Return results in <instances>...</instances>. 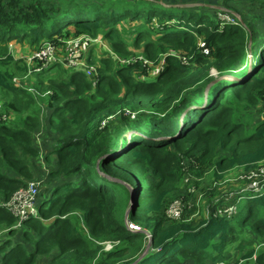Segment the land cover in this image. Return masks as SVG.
I'll use <instances>...</instances> for the list:
<instances>
[{"label":"trees","instance_id":"16d2710c","mask_svg":"<svg viewBox=\"0 0 264 264\" xmlns=\"http://www.w3.org/2000/svg\"><path fill=\"white\" fill-rule=\"evenodd\" d=\"M218 13L169 16L157 0H0V91L6 109L24 118L0 122V232L19 231L21 239L3 238L0 264H38L40 257H52L49 264H215L246 250L250 233L264 241V191L245 194L232 219H191L195 209L183 220L166 217L184 180V158L197 164L190 170L197 178L213 169L215 183L264 163V121L252 113L245 122L232 108L239 102L248 112L264 102V37L256 41V30L240 22L223 25ZM99 36L132 63L115 66L109 55L98 54L96 84L57 64L44 70L56 77L32 74L39 94L14 81L34 65L15 57L12 42L36 52L48 42L64 49L70 39ZM140 56L143 61L134 59ZM214 68L221 78L238 80L209 79ZM45 105L58 138L57 168L39 215L16 229L2 205L34 178L40 153L33 143ZM126 111L137 119L123 114L124 128L105 135L101 124ZM129 186L138 202L127 216ZM216 189L202 190L212 212L224 203L223 196H212ZM105 242L119 245L107 252ZM243 259L264 264V248L247 249Z\"/></svg>","mask_w":264,"mask_h":264},{"label":"rangeland","instance_id":"374dc122","mask_svg":"<svg viewBox=\"0 0 264 264\" xmlns=\"http://www.w3.org/2000/svg\"><path fill=\"white\" fill-rule=\"evenodd\" d=\"M80 1H83V0H80ZM257 0H255L256 2ZM195 2H197L195 0ZM255 2H251V4L247 5L248 7V11L249 13H257L259 12L260 8L261 7H264V0H260L259 2L255 3ZM187 3V2H185ZM258 7V8H257ZM161 13H164V14H167L169 16H177V17H180L182 16V14L177 10V9H169V8H166V7H161ZM223 13H226V14H229L228 11H225V10H222V9H219V13H218V17H219V14H223ZM256 15V14H255ZM224 16H228L231 18L232 21H235L237 20L236 19V16L233 14H229V15H225ZM219 20L223 23V25H227L225 22H229V19H220ZM238 24V22H237ZM140 27V25H137ZM127 27V26H126ZM128 27H130L128 25ZM127 27V28H128ZM258 29V28H257ZM260 31H262L261 29H259ZM263 32V31H262ZM101 36H99L97 39H99ZM254 37H257V40L258 41L260 39V37L258 36H254ZM133 36H130V40H133ZM95 39V40H97ZM241 41H243V38L241 36V38H239ZM202 38L199 39V41L201 42ZM16 43L18 44V42H12L11 43V50L15 53V54H18V50H25V51H29V47L27 44H19V47L16 46ZM50 44H53V45H56L57 46V49H58V57L62 60L65 58L66 56V52L64 49H61V47L57 44V43H51V42H48ZM46 43V44H48ZM93 43H96V42H93ZM93 43H89L88 47L86 48V50H84L83 52L87 51L86 53H88V56H86V54L83 56V60L86 61L87 63H90L92 61H95L96 64H94L93 66H96V68L99 66V60L98 59L100 57V55L98 54H105V55H109L110 58L112 60H114L116 63H114L115 66L119 65L120 63L122 64V61H125L124 58H119L115 52L112 51V49L110 48V46L105 43L104 41H101V48L99 47H92L91 45ZM248 43V42H247ZM257 43V42H256ZM46 44H42V46L39 48V50L37 51H40L42 48L45 47ZM252 44V43H251ZM205 45H202V48H204ZM65 47V46H64ZM23 52V51H22ZM90 53V55H89ZM206 53H208V51H206ZM91 56V57H89ZM98 56V57H97ZM249 57L251 58V55H249ZM89 58V59H88ZM92 58V59H91ZM136 60H140V61H143V58L142 56H140L139 58H134ZM26 60V59H25ZM181 60L183 61V63L186 62V58L181 56ZM128 61V60H126ZM133 59L132 60H129V63L131 62L132 63ZM135 62V60H134ZM31 65H34V67H32V72L35 71V73H30L28 74V76H26L25 74L24 75H19L16 77V79L18 80V84L19 86L27 89V90H30L31 92L33 93H36V94H39L37 90H35V88L33 87L36 81L35 77L32 75V74H38V75H42L41 73L44 71V70H41V71H37L39 69L38 67V64L35 63L33 64V61L30 62ZM59 64H62V63H59ZM117 64V65H116ZM64 65V64H62ZM164 65V63H162V66ZM65 66V65H64ZM244 66V71H246L248 68L244 65V64H241V63H238L237 64V67L240 69ZM34 68V69H33ZM68 68V67H67ZM150 68V73L152 72H158V69L157 68H153L152 66L149 67L148 66V69ZM69 69V68H68ZM160 69V68H159ZM71 70V69H69ZM72 72L74 70H71ZM241 71V70H240ZM238 71V72H240ZM242 73V72H240ZM43 74H46V76L48 77H51V76H54L56 77L57 75H55V72H51L50 70L44 71ZM97 74H98V69H97ZM97 77V76H96ZM262 78H264V74L261 75ZM209 79L212 78V79H229L231 81H234L238 78H235V77H228V76H224L221 78V75H220V72L218 70H216V68H214L213 70H211L210 72V76L208 77ZM192 81V80H190ZM196 89V87L194 89H192L191 91H194ZM1 93V92H0ZM4 96L5 94L2 93ZM2 98L3 96L0 95ZM46 97V95H44L43 99ZM5 98H7L5 96ZM239 102H235L234 105H232V108L235 109V111L237 112V115L240 116V119L245 121V122H250V119L249 118H252V113L253 114H256L258 115L257 118L259 121L263 120V116L260 114V107L257 106V108L249 110L248 112L247 111H242V108H240L239 106ZM49 112H50V109L48 108V106H42L40 108V114L39 116L41 117V124L39 126V129L37 130L36 134L35 135H40L41 136V142H45V143H48L49 141L52 143V140L54 138V136L56 135L55 132L51 129L50 127V122H49ZM123 114H125L126 116H130L132 119H134L136 117L137 119V115L138 113L133 114L130 112V111H126V112H119L118 114H114L111 116V118L109 119H106L107 121H104L106 123V128H104V133L105 135H109V134H112V133H115L116 130L120 129V128H124V123H123ZM135 115V116H134ZM149 115H147L146 113H144V116L145 117L144 119H147ZM255 116V115H254ZM135 119V120H136ZM22 116H19L18 115V123H21L22 122ZM253 125L251 127H249V130L253 129ZM45 156V153L43 155V158ZM183 160H185L187 162V164L185 166H188L189 168V173H188V176L191 177V183L190 185L191 186H187L185 184V182L183 181L180 185H179V188L177 189V191L175 192L174 196H173V199L170 201V204L176 200V199H182V200H186V201H189L191 203L193 202H197L199 196L201 194H203L202 190L204 188H207V187H210V188H214L216 187L217 189V192L215 193H212V196L213 197H221L223 196L224 198L229 196L230 194H235L237 193L240 189L242 190L244 188V183H240L238 178L244 173V171H241L240 170H235V171H232L230 173H228L225 177L224 180H222L221 182L219 183H215L214 180H215V177H214V170L212 169L211 171L207 172L205 174V176L203 178H197L195 176V174H193L190 170L193 168V166H196L194 165L192 162H188L189 161V158H184ZM41 162V160H39ZM264 163H262L261 165H263ZM185 166H183V172L185 174V171H184V168ZM46 168H48L49 170H51L52 168H54L53 166H47L45 165ZM258 170L255 171V173H257ZM39 175L35 176V179H43L45 182H46V185L44 188H42L43 190H41L42 192L41 193H44L46 191H48V186H47V180H45L44 178H36L38 177ZM46 177V176H45ZM34 179V178H33ZM32 179V180H33ZM30 180V181H32ZM28 181L27 184L30 182ZM150 182V181H149ZM152 182H156V180L153 178L152 179ZM151 183V182H150ZM24 188V187H23ZM189 189H195V193L193 194H190L189 193ZM43 195V194H42ZM41 195V197H42ZM230 197H234L235 199L236 198V195H230ZM209 200H210V196L207 195V198L204 196V198L202 200H200L198 202V206H199V211H203L205 210L208 205H209ZM39 205H40V198H39ZM197 221H200V220H197ZM196 223V222H195ZM80 225H81V228H82V231L85 232L86 234H88V231H87V226L85 225L84 221H80ZM8 234V233H7ZM18 234H19V231L15 232L14 234H11V235H7L5 236L4 235V241H6L8 238H10L14 243H15V239L18 237ZM251 235V239L250 241H248L246 243V250H235L234 252H232L228 257H227V261L226 263L227 264H237V263H240V264H245L247 261H244L243 259V256L244 254H246L247 252V249H250V248H264V241L260 240L259 237L255 234H252L250 233ZM106 243V242H105ZM104 244V243H103ZM52 260V257L51 258H45V257H40L39 260H38V264H49ZM219 263V262H218ZM187 264H196L195 261H188ZM208 264H212V263H208ZM216 264V263H215Z\"/></svg>","mask_w":264,"mask_h":264},{"label":"built area","instance_id":"2783aa9c","mask_svg":"<svg viewBox=\"0 0 264 264\" xmlns=\"http://www.w3.org/2000/svg\"><path fill=\"white\" fill-rule=\"evenodd\" d=\"M224 14L229 15L226 13L219 14V18L229 19V22H225L227 25L237 24V20L232 21L230 17L224 16ZM98 41L99 39L94 40L91 39L90 37L74 38L65 41L64 50L66 52V56L62 60L58 57L57 46L49 43L46 44L45 47L42 48L40 51H36L31 61H37V64L40 65L37 71L45 70L47 68H50L51 66L62 63L71 70L85 73L86 77L93 79V82L96 84L98 81L96 77L97 68L83 60V56H84L83 51L86 50L89 43L98 42ZM122 64L127 65L129 64V61L126 60L122 61ZM14 81L18 83L17 79H15ZM259 107H260V114L263 116V120L261 121H264V102ZM13 115H15L13 111L6 109V107L3 104H0V122L2 123L15 122ZM105 126L106 123L103 122L101 124L100 129L105 128ZM36 138L38 141L40 140L41 136L37 134ZM188 162H192L194 165H196L195 167H197V164L195 163L194 160L189 159ZM186 164L187 162L183 160V166H185ZM256 170H258L257 173H255ZM184 171L185 174L183 181L187 186H191L190 185L191 177L188 176L189 173L188 166H185ZM238 180L240 183H244L245 185L242 190L240 189L237 193L230 194V195H236L237 199H235L234 197H230V195L225 197L224 203L221 206H219L215 210V212H212L208 207L203 211H199L198 202L202 200L205 196L204 194H201L197 202H193V203L182 199L174 200L166 209V217L172 221L183 220L186 214L192 212V210L195 209L196 213L192 216L191 219H198L200 218L201 214H203L205 218L211 215L226 219L234 218L238 214L240 203H242L243 196L245 194L264 191V164L259 165L257 168L253 170L244 171V173L238 178ZM44 183L45 182L43 180H38V179H34L30 181L24 188L16 192L9 201H7L2 205V207L8 210V212L11 213L17 220V224L15 226L16 229H21L28 219H30L33 216L37 217L39 215V197L41 194V190L44 187ZM189 193L190 194L195 193V189H189ZM130 228L135 231L139 229L138 227H135L133 225H131ZM7 233L8 230L0 232V243L4 238V235H6ZM103 245H104V250L109 252L114 250L119 245V243L106 242ZM0 260H1V255H0ZM216 264H227V263L219 262Z\"/></svg>","mask_w":264,"mask_h":264},{"label":"crops","instance_id":"0c3cea01","mask_svg":"<svg viewBox=\"0 0 264 264\" xmlns=\"http://www.w3.org/2000/svg\"><path fill=\"white\" fill-rule=\"evenodd\" d=\"M157 1L158 3H160L161 7L163 6L169 9H177L181 14L196 13V14H210L211 15L216 12H219V9L228 11L229 14L231 15L234 14L236 16L237 22H240V24H242L245 28H251V29L253 28L254 30H256V32L258 33V37H260V39L261 37H264V7H261L259 12L254 13V15L253 13L247 12L248 11L247 5L251 4V2L252 3L255 2V0H196L197 2H195V0H157ZM259 1L260 0H257L255 3ZM259 29H261L263 32L260 31ZM101 41H104L102 36L99 38L98 42L93 43L91 46L96 47V48L97 47L101 48L102 47ZM16 46L19 47V44L16 43ZM86 52L87 51H85L84 53L86 54V56H88V53ZM13 54L15 55L17 59H26V62L30 64V62H32L31 59L33 55L35 54V52L33 50L25 51V50L19 49L18 54H15L14 52ZM2 93L3 92L0 93V95L3 96V98L0 96V104H3L5 106L6 98ZM50 115H52V112H49V118H50ZM13 117L15 121H18V115L15 114L13 115ZM22 119H23L22 120L23 122L24 118L22 117ZM57 139H58L57 135H55L52 140V143L50 141L48 143H45L44 141L41 142V138L40 140L34 141L33 143L34 147L40 153L39 159L35 165L34 179H35V176L39 175L36 178H44L45 180H47V186H48L47 188L48 191L41 193V195L42 194L43 195L42 197L40 195V201L41 199L44 200V198L49 195V190L51 189V186L49 185V181H50L49 174L52 169L57 168L56 154H53V150H54L53 146L55 142L57 141ZM44 153H45V156L43 158ZM39 160H41V162ZM45 165L53 166L54 168L49 170L48 168L45 167ZM241 171H243V169H241L240 172ZM45 185H46V182H45ZM17 238L20 239V237H17Z\"/></svg>","mask_w":264,"mask_h":264},{"label":"water","instance_id":"95a60500","mask_svg":"<svg viewBox=\"0 0 264 264\" xmlns=\"http://www.w3.org/2000/svg\"><path fill=\"white\" fill-rule=\"evenodd\" d=\"M251 58H252V56H251ZM248 79H249V75L245 78V80H248ZM236 80H238V79H236ZM209 90H210V87L207 89V91L209 92ZM121 183H123V182H121ZM129 190L131 192V208L128 210L127 216L130 214L131 210H133L135 208V204L138 202V196H137V193H136L135 189L134 188H131L129 186ZM136 231H140V229H138ZM149 248H150V245L147 248V250L144 253V255L148 253Z\"/></svg>","mask_w":264,"mask_h":264},{"label":"bare ground","instance_id":"6f19581e","mask_svg":"<svg viewBox=\"0 0 264 264\" xmlns=\"http://www.w3.org/2000/svg\"><path fill=\"white\" fill-rule=\"evenodd\" d=\"M49 44V43H48Z\"/></svg>","mask_w":264,"mask_h":264}]
</instances>
